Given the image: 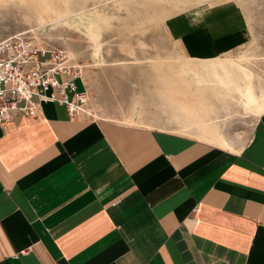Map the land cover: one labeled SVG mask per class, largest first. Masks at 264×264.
<instances>
[{
	"label": "crops",
	"instance_id": "obj_1",
	"mask_svg": "<svg viewBox=\"0 0 264 264\" xmlns=\"http://www.w3.org/2000/svg\"><path fill=\"white\" fill-rule=\"evenodd\" d=\"M213 15L177 35L187 58L245 43L240 18ZM217 133L54 103L1 124L0 264H264V106L239 149Z\"/></svg>",
	"mask_w": 264,
	"mask_h": 264
},
{
	"label": "rangeland",
	"instance_id": "obj_2",
	"mask_svg": "<svg viewBox=\"0 0 264 264\" xmlns=\"http://www.w3.org/2000/svg\"><path fill=\"white\" fill-rule=\"evenodd\" d=\"M217 9L246 25L245 43L187 58L177 35ZM14 33L73 58L85 117L200 139L213 128L236 150L264 106V0H0V38Z\"/></svg>",
	"mask_w": 264,
	"mask_h": 264
},
{
	"label": "built area",
	"instance_id": "obj_3",
	"mask_svg": "<svg viewBox=\"0 0 264 264\" xmlns=\"http://www.w3.org/2000/svg\"><path fill=\"white\" fill-rule=\"evenodd\" d=\"M77 80L81 70L64 49L23 33L0 38V125L34 117L43 103L63 106L68 118L90 116L86 87L78 89Z\"/></svg>",
	"mask_w": 264,
	"mask_h": 264
},
{
	"label": "bare ground",
	"instance_id": "obj_4",
	"mask_svg": "<svg viewBox=\"0 0 264 264\" xmlns=\"http://www.w3.org/2000/svg\"><path fill=\"white\" fill-rule=\"evenodd\" d=\"M55 7H56V5H55ZM57 8V7H56ZM86 112V111H85ZM87 113V112H86ZM88 114V113H87Z\"/></svg>",
	"mask_w": 264,
	"mask_h": 264
}]
</instances>
